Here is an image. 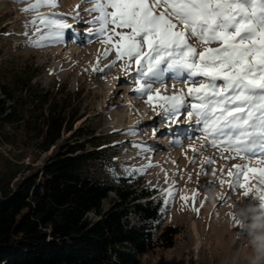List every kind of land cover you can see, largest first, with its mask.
I'll return each mask as SVG.
<instances>
[{"label": "rangeland", "instance_id": "1", "mask_svg": "<svg viewBox=\"0 0 264 264\" xmlns=\"http://www.w3.org/2000/svg\"><path fill=\"white\" fill-rule=\"evenodd\" d=\"M29 2L0 0V73L6 61L29 62L43 68L35 84L54 90L67 86L73 94H79L74 107L79 109L81 119L74 130L87 126L99 138L110 142V154L114 149L119 151L112 166L96 169L93 177L115 184L125 178L154 191L152 198L161 201V209L159 220L153 224L161 227L172 224L180 233L173 248L143 256L142 264H264V209L253 197H244L243 189L230 190L218 180L206 183L214 179L212 168L219 169L225 164L216 149L208 148L196 157V163L190 164L194 156L189 150L194 143L193 128L184 124L169 128L144 103L146 97L141 98L133 91L135 72L126 75L119 62L103 73L93 70L98 61L101 68L109 64L115 53L99 59L105 46L97 36L89 35L88 29L94 26L73 19L81 0H58L57 7L40 9L45 15L72 24L71 29L64 30L62 40L45 41L44 46L30 44L39 41L41 33L33 24L37 13L23 10ZM90 7L91 4L85 3L79 8L84 20L90 19L84 11ZM166 83L171 90L174 81L167 79ZM70 137L71 133L64 135L65 139ZM177 139L181 143H175ZM18 146L0 143V178L17 171L22 177L41 168L50 155L40 154L32 145ZM145 150L150 155L145 156ZM204 157H213L216 163L205 166L207 174L201 176L198 173ZM238 162L232 160L228 166ZM167 187H174V197H168ZM197 189L199 194L194 201L181 200V196L191 197ZM220 195L228 198L222 201ZM110 205L111 200L106 201L105 209ZM129 221L140 224L136 215L130 216Z\"/></svg>", "mask_w": 264, "mask_h": 264}, {"label": "snow or ice", "instance_id": "2", "mask_svg": "<svg viewBox=\"0 0 264 264\" xmlns=\"http://www.w3.org/2000/svg\"><path fill=\"white\" fill-rule=\"evenodd\" d=\"M85 3L92 5L84 9L88 20L79 13ZM57 6L58 0H30L23 9L37 13L33 24L41 36L32 46L59 42L72 28L40 12ZM76 8L73 19L93 25L89 35L105 46L99 59L115 53L93 70L103 73L119 62L126 75L135 72L133 91L169 128L194 129L190 164L208 148L225 161L212 168L214 179L206 183L243 189L264 209V0H81ZM167 79L174 81L171 90ZM232 160L240 162L229 167ZM215 163L204 157L198 175ZM174 194V187L167 191L169 198ZM198 194L181 200L194 201Z\"/></svg>", "mask_w": 264, "mask_h": 264}, {"label": "trees", "instance_id": "3", "mask_svg": "<svg viewBox=\"0 0 264 264\" xmlns=\"http://www.w3.org/2000/svg\"><path fill=\"white\" fill-rule=\"evenodd\" d=\"M42 71L6 61L0 73V143L50 153L41 168L0 178V264H142L143 256L173 248L180 231L153 224L161 209L154 191L93 177L119 151L110 154V142L87 126L74 130L79 94L35 84ZM132 215L140 224H131Z\"/></svg>", "mask_w": 264, "mask_h": 264}, {"label": "bare ground", "instance_id": "4", "mask_svg": "<svg viewBox=\"0 0 264 264\" xmlns=\"http://www.w3.org/2000/svg\"><path fill=\"white\" fill-rule=\"evenodd\" d=\"M47 11H48V10H47ZM143 154H144L145 156H147V155H150V152L147 151V150H145V151H143ZM165 190L168 191V190H169V187L165 188ZM195 230H196V229H195ZM197 246H199V242L197 243Z\"/></svg>", "mask_w": 264, "mask_h": 264}]
</instances>
